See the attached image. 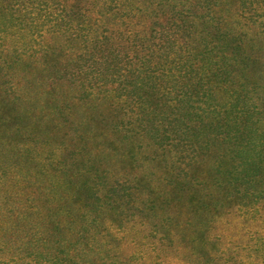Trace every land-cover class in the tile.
<instances>
[{"label":"rangeland","instance_id":"1","mask_svg":"<svg viewBox=\"0 0 264 264\" xmlns=\"http://www.w3.org/2000/svg\"><path fill=\"white\" fill-rule=\"evenodd\" d=\"M244 105L264 0H0V264H264L263 189L190 192Z\"/></svg>","mask_w":264,"mask_h":264},{"label":"trees","instance_id":"2","mask_svg":"<svg viewBox=\"0 0 264 264\" xmlns=\"http://www.w3.org/2000/svg\"><path fill=\"white\" fill-rule=\"evenodd\" d=\"M244 68L246 69L247 66L244 65ZM243 80L244 85L248 86V79L243 77ZM221 82L225 83V80ZM243 90V102H246V99L248 100L251 97L248 95L249 91ZM250 91L254 92L253 89ZM210 96L208 95L206 98L209 99ZM251 106L246 107L244 105L243 113L238 110L233 116H229L232 114V110L224 111L225 117L230 120V123L228 121L227 124L231 125V129H227L221 139L224 146L217 144L218 149L222 152L216 153L214 166L211 167L207 163L205 170L201 173L197 174L195 172L190 175L193 178L192 183H190V192L193 195L202 192L199 196L201 203H214L217 200L215 198L219 196L232 199L235 196L233 194L239 193L237 187L241 186H243V192H240V198L248 199L250 197L248 191H256L258 188H261L257 193L258 196L263 194L261 190H264L262 188L264 187V135L256 127L257 121L253 119V116L258 113H254L255 106ZM216 107V105L208 106L203 112L207 111L219 118V115H217L219 109ZM221 127L220 125L217 128ZM206 147L205 144L204 148ZM233 191L237 193H232ZM207 243L208 241H204L203 245L205 246Z\"/></svg>","mask_w":264,"mask_h":264}]
</instances>
